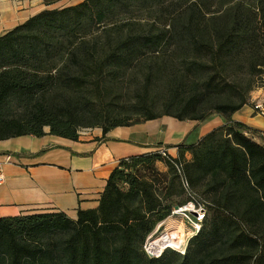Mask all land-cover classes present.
I'll use <instances>...</instances> for the list:
<instances>
[{
	"label": "trees",
	"instance_id": "1",
	"mask_svg": "<svg viewBox=\"0 0 264 264\" xmlns=\"http://www.w3.org/2000/svg\"><path fill=\"white\" fill-rule=\"evenodd\" d=\"M169 1L85 0L43 10L0 36V142L47 135L76 142L82 130L105 137L164 117L227 121L198 144L178 146L177 158L163 157L159 145L121 160L99 206L76 219L0 218V264H264V147L246 136L260 132L232 120L254 91L240 75L264 74L256 15L237 7L213 39L202 26L203 0H183L187 20ZM165 8L173 32L136 21L160 19ZM187 194L185 203L198 197L211 208L210 228L202 225L183 257L170 249L146 255L144 242L172 211L164 200Z\"/></svg>",
	"mask_w": 264,
	"mask_h": 264
},
{
	"label": "crops",
	"instance_id": "2",
	"mask_svg": "<svg viewBox=\"0 0 264 264\" xmlns=\"http://www.w3.org/2000/svg\"><path fill=\"white\" fill-rule=\"evenodd\" d=\"M232 120L264 133V117L251 105ZM226 122L220 115L201 124L164 117L114 129L105 137L101 129L82 130L76 142L50 135L0 142V170L5 176L0 186V218L62 212L76 219L79 210L99 206L121 160L154 151L159 145L177 158L178 146L198 144ZM7 156L12 157L11 163H6Z\"/></svg>",
	"mask_w": 264,
	"mask_h": 264
},
{
	"label": "rangeland",
	"instance_id": "3",
	"mask_svg": "<svg viewBox=\"0 0 264 264\" xmlns=\"http://www.w3.org/2000/svg\"><path fill=\"white\" fill-rule=\"evenodd\" d=\"M85 0H0V36L5 33L11 31L16 26L24 23L32 16L40 13L43 10H58L64 9L72 6L79 5ZM196 0H191L193 2ZM203 11L206 13L205 20L202 22V26L204 30L210 33V36L214 39L216 29L218 27L229 26L231 22V15L234 13L237 7H241V9L246 10L247 12L254 13L256 15L255 21V30L257 32L256 39L259 40L258 45H264V29L261 24V0H203ZM166 5L171 7L172 5L178 6V12L182 13L186 16V20L188 18V13H185L186 3L183 0H170ZM181 5V7H180ZM9 11V12H8ZM162 16L160 19L158 17L148 18L144 14L138 15L136 21L140 23L141 26L150 27L154 22L157 23L159 28H164L169 32H173V28L170 25L172 22L169 16V10L164 9L160 13ZM254 17V16H253ZM139 25V24H138ZM240 80H244V82L248 83V80L252 81L254 84V91L251 92V101L254 98V101H257L259 96H264V74L261 77L250 78L247 72H243L240 75ZM124 94L126 97L129 95V82H124ZM253 101V102H254ZM249 107V106H248ZM170 118V117H169ZM159 171L162 173L167 172V168L164 164L158 165ZM197 201L195 203H199L205 205L208 211V205L202 202L201 198L195 197ZM191 199V195L187 194L186 196H176L173 195L164 200V205L166 208L173 209L177 208L174 206L181 205V207L188 205L185 203L187 200ZM173 207V208H172ZM172 211L169 213L168 217L161 223L152 236H149L143 244V252L149 256L148 250L150 245L156 241L159 237H161L167 231L175 232L177 227H183L185 230L186 236V245L183 248V251L180 253L176 250L170 249L171 253H178L182 257L188 254V247L191 245V238L196 234V223L187 220L186 217L182 216H172ZM213 212L211 208H209V214L206 218V221L202 224L204 226V230L207 231L210 228V222L212 219ZM198 226V225H197ZM202 228V226H201ZM198 232V231H197ZM185 249V250H184ZM157 257V256H154Z\"/></svg>",
	"mask_w": 264,
	"mask_h": 264
},
{
	"label": "built area",
	"instance_id": "4",
	"mask_svg": "<svg viewBox=\"0 0 264 264\" xmlns=\"http://www.w3.org/2000/svg\"><path fill=\"white\" fill-rule=\"evenodd\" d=\"M259 99V102L257 103H253L254 98L251 101V106L253 111L264 117V96H259L257 97ZM246 136H250L253 138V140L255 142H257L258 144H260L261 146L264 147V133H258L256 135H246ZM158 151L162 154L163 157H167V151L165 149H158ZM12 157L11 156H7L6 157V163H11L12 162ZM5 183V176L2 173V171L0 170V186L4 185ZM184 187L187 190L188 189V185L187 183L184 181ZM184 215L186 217V219L189 221H191V219L193 220V222H195L196 225V231H199L201 229V226L207 216V209L205 207V205L199 204V203H195V202H189L188 205L184 206V207H177L175 209H173L172 211V216L176 217V216H182ZM195 215V216H194ZM182 254V253H181ZM154 258V257H153ZM157 258V257H155Z\"/></svg>",
	"mask_w": 264,
	"mask_h": 264
},
{
	"label": "bare ground",
	"instance_id": "5",
	"mask_svg": "<svg viewBox=\"0 0 264 264\" xmlns=\"http://www.w3.org/2000/svg\"><path fill=\"white\" fill-rule=\"evenodd\" d=\"M257 102H259V99L257 101H254L253 103ZM185 236V230L181 226L177 227L175 232L167 231L166 234L164 233L161 237H159L150 245L148 253L149 255H153V257H159L168 249H173L182 252L183 248L186 245Z\"/></svg>",
	"mask_w": 264,
	"mask_h": 264
},
{
	"label": "water",
	"instance_id": "6",
	"mask_svg": "<svg viewBox=\"0 0 264 264\" xmlns=\"http://www.w3.org/2000/svg\"><path fill=\"white\" fill-rule=\"evenodd\" d=\"M195 216V215H194ZM151 258H153V255H149Z\"/></svg>",
	"mask_w": 264,
	"mask_h": 264
}]
</instances>
